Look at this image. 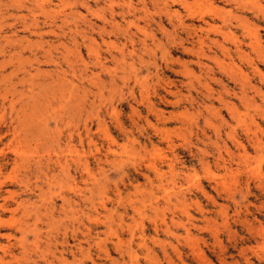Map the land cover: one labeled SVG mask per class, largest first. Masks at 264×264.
<instances>
[{"label":"rangeland","instance_id":"rangeland-1","mask_svg":"<svg viewBox=\"0 0 264 264\" xmlns=\"http://www.w3.org/2000/svg\"><path fill=\"white\" fill-rule=\"evenodd\" d=\"M73 1L0 0V176L81 188L79 204L63 189L66 204L40 209L52 264H264V0L168 1L170 16L161 0ZM14 127L28 159L17 165ZM35 194L21 199L38 206Z\"/></svg>","mask_w":264,"mask_h":264},{"label":"bare ground","instance_id":"bare-ground-1","mask_svg":"<svg viewBox=\"0 0 264 264\" xmlns=\"http://www.w3.org/2000/svg\"><path fill=\"white\" fill-rule=\"evenodd\" d=\"M93 1H95V0H93ZM138 1L143 3L144 0H138ZM152 1H154V0H152ZM161 1L163 2L162 3V6H163V10L162 11L165 12V13L170 12L167 9L168 8L167 7V2L168 1H170L169 3H176L179 8L185 9V10H189L191 5H192L191 2H188L186 0H161ZM73 2L76 3L77 1L74 0ZM80 2L82 3V1H80ZM159 3H161V2H159ZM153 4H155V3H153ZM74 6H75V4H74ZM143 8H145V7H143ZM132 9H135V8L132 7ZM105 11H107V6L105 8ZM97 12H100V11L97 10ZM209 12H210V10H209ZM218 12H219V10H218ZM111 13H113V12H111ZM173 13H174V15L178 14L176 11H174ZM215 13H217V12H215ZM146 14H147V12H146ZM91 15H93V14L91 13ZM112 15H111V17H112ZM168 16H170L169 13H168ZM180 24H181V22L179 20V24L178 25H180ZM182 26H184V25H182ZM248 35H249V33H248ZM251 35H252V38L254 39V41H256L255 40L256 39L255 38V34H251ZM221 36H222L223 39H226V38L229 39V35L221 34ZM88 41L90 42V40H88ZM196 42L198 44V51L196 52V54H197V56H199L197 58L196 64L205 73L204 74L202 72V74L205 75V78H203V83L200 82V84L202 85V88H204V90L206 91V93L204 94V97L205 98H210L213 95L212 94V89L210 87V82H214L215 83L216 79H214V74L212 75V71H211L212 69H210L208 66H206V64L201 62V59L202 60H207V61L208 60L210 61L212 59H211L210 56H208L206 54V52L204 50L205 43L202 40V36H197V41ZM209 42H211L215 46L216 50H219V51H221L224 54L227 53V55H229V49L224 47V45L221 44L220 42H218L217 40H210ZM206 46H207L206 49L211 50L210 46H208V45H206ZM233 48H234V46H233ZM235 49H236L235 50L236 53H240V48L238 46H236ZM184 50H187V49L184 48ZM187 51L194 52V47H192L191 49H188ZM215 61H216V59H215ZM216 65H217V67H218V69L220 71L224 72L225 74L229 73L228 75L231 74L230 71H229L230 68L224 62H216ZM186 73H188V72H185V74ZM200 73H201V71H200ZM185 76H188V75H185ZM217 82H218V84L221 85L220 81L217 80ZM187 85L191 86V81H190L189 78H188ZM222 89H223V92L228 94V90L226 89L225 86L222 85ZM169 93H171V92H169ZM219 93L222 94V92H219ZM217 98H219L218 102L223 106V108H225L227 110H230L231 116H233V115L235 116L236 109L234 108V106H231L232 108H230L228 106V104H229L228 101L227 102L223 101V99H221L222 97L220 98V97L217 96ZM245 101H247V100H245ZM216 113L219 114V111H216ZM25 116H26V114H25ZM27 124H29V123H27ZM19 125H17L16 128H18ZM21 125H20V129L22 128ZM24 125H22V126H24ZM29 126H30V124H29ZM38 127H39V125H38ZM38 127H36V128L39 129ZM43 127H44V125H43ZM16 128L14 127V129L13 128L12 129L14 130V134H15V137H16L15 139L17 140V146L16 147L11 146L9 148V149H11V153L13 154V157H14V160H13L14 161V165H17L18 163H22V162H25V161L28 160L27 157H26L27 155H24L25 152H23L22 149L20 148L21 144L25 145V144H23V143H25V140H24L25 138L21 139L22 137L17 135L18 134L17 131H19V129L17 130ZM27 129L31 130L30 128H27ZM44 130H45V128H44ZM45 131H47V130H45ZM38 132L40 133L41 131L38 130ZM38 132H36L34 134H37ZM46 134L47 133L45 132L44 136ZM23 136H24V134H23ZM6 148H8V147H6ZM60 151L61 150H59V152ZM75 154L77 155V153H75ZM76 162H77L78 165H81V157L79 155H77V157H76ZM14 169H15V166H14ZM1 173L2 172H1V168H0V174ZM32 177H36L38 179V182H35L33 185L30 184V181H31ZM78 179H80V176H78ZM43 183L48 187V192L44 193V192L41 191V188H42L41 185ZM78 183H79V181L76 182L74 188L71 189L70 185L67 182L66 176H62V179H61V176H9V175L8 176H0V197H2V195H5L1 199L2 200V204H0V231L4 230V231L8 232L6 234H0V239H4L5 240V244H0V264H23V263L30 264V262H31V264H38V262H37L38 260L36 261L34 259H31V257H35V258L39 259L41 261V263H43V264H52L51 260L54 259V253H55V250H56L55 243H52V241H55L54 238L51 237L50 235L46 234L45 235L46 242L43 243L44 247L41 248V246L43 244L39 243V240H40V237H41V234L39 232V227H38V223H41L40 219H39V217L41 216L40 215V209L42 208V209L45 210L44 215L46 216V219L48 218V216L52 215L53 206H52V203H50V201H52L53 195H55V197H58V198L60 197L61 198L60 201L62 203H61L60 207L63 206L62 204H66L68 202L67 201L68 199L67 200L64 199L63 195L65 194V191L63 189H65V190L68 189L69 191L73 192L76 195V197L78 199V204H79L80 199H81V188L78 186ZM5 187H18L21 193L17 194V193H13L11 191H5L4 190ZM53 187L56 188L55 192H53L51 190ZM36 191L38 192L37 195L35 194ZM21 194H25V196H28V197H32V195L35 194L34 196H36V198L40 202V205L37 206L34 203H30L29 201L22 200L21 199L22 198ZM19 199H20V201H19ZM62 209H61V211H62ZM78 213L81 214V210L79 209V207L76 210V214H78ZM3 216H6V217L8 216V217L7 218L6 217L3 218ZM76 222H77V225L79 226V223H80L79 216H76ZM77 229H78V227L76 228V230ZM29 237H31L30 241L28 240ZM51 245H53V252H51V250H50V246ZM60 247L63 248L64 246H60ZM80 249H82V247H80V240L78 239L77 240V245H76V254H77L78 258L81 257V250ZM15 251H19V257H16V255L14 254ZM59 253L61 254V252H59ZM49 257H50V259L48 260ZM64 262L65 261H63V263ZM77 264H81L80 259H77Z\"/></svg>","mask_w":264,"mask_h":264}]
</instances>
